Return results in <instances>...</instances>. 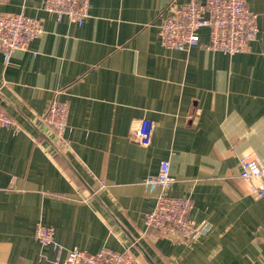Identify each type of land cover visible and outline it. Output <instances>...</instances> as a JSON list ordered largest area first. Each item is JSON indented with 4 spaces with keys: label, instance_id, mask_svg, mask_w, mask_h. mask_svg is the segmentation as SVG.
Listing matches in <instances>:
<instances>
[{
    "label": "crops",
    "instance_id": "1",
    "mask_svg": "<svg viewBox=\"0 0 264 264\" xmlns=\"http://www.w3.org/2000/svg\"><path fill=\"white\" fill-rule=\"evenodd\" d=\"M187 1L92 0L78 27L42 0H0V14L43 27L9 63L0 52V109L21 127L0 131V264H62L74 248L138 264H264V198L239 177L246 156L264 165V0H246L259 34L234 56L163 48V18ZM53 100L69 104L64 142L44 122ZM142 119L148 147L130 137ZM165 160L169 195L194 201L198 239L145 224L156 198L144 181ZM39 223L62 253L36 241Z\"/></svg>",
    "mask_w": 264,
    "mask_h": 264
},
{
    "label": "built area",
    "instance_id": "2",
    "mask_svg": "<svg viewBox=\"0 0 264 264\" xmlns=\"http://www.w3.org/2000/svg\"><path fill=\"white\" fill-rule=\"evenodd\" d=\"M92 0H42L44 10L55 14L59 20L67 18L78 27L89 17ZM208 30L209 38L202 42L201 31ZM43 32L42 22L23 13L0 14V52L9 63L17 51H27L31 43ZM259 34L258 15L246 0H188L173 2L169 13L159 26L160 43L166 50L187 52L203 47L212 52L234 56L248 51ZM70 114L69 104L53 100L44 118L59 142H64ZM11 128L14 133L21 127L0 109V131ZM153 126L147 119L140 120L130 137L141 146L152 141ZM240 179L246 181L256 199L264 198V165L252 157L241 159ZM170 162L162 161L156 175L147 177L144 186L156 198L152 212L144 221L162 237L188 242L198 239L204 231L191 220L194 201L191 196L174 197L169 192L175 182L170 174ZM36 241L44 248L62 253L64 248L56 241L55 230L39 223L35 230ZM62 264H138L129 252H115L104 248L96 254L77 248L66 250Z\"/></svg>",
    "mask_w": 264,
    "mask_h": 264
}]
</instances>
